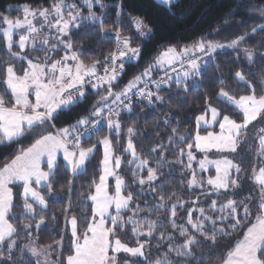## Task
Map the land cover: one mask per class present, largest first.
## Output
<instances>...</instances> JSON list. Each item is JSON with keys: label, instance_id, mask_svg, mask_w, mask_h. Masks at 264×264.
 Returning a JSON list of instances; mask_svg holds the SVG:
<instances>
[{"label": "snow or ice", "instance_id": "1", "mask_svg": "<svg viewBox=\"0 0 264 264\" xmlns=\"http://www.w3.org/2000/svg\"><path fill=\"white\" fill-rule=\"evenodd\" d=\"M159 2L171 10L178 0ZM96 5L99 13L94 10ZM109 8L115 9L116 20L112 25L105 24ZM241 9L258 18L250 31L227 42L205 32L188 43H165L145 68L118 90L126 63L138 61L142 55L141 46L134 47L133 40L136 36L152 34L143 18L127 12L123 0L114 4L106 0H82V3L49 0L48 6L34 7L26 3L16 7V11H22V18L0 13V42L8 56L0 62L4 65L0 70L3 76L0 79V146L16 145L8 162L0 166V264H192L193 261L212 264L213 259L215 264H264V72H245L240 64L242 59L250 67L257 58L264 61V52L257 47L243 46L254 35L264 37V3L238 0L236 7L225 14L223 23L229 24L230 18ZM125 15L134 35L123 34ZM82 29L112 41L114 48L105 50L103 56L86 55L87 46L82 42L77 46L74 39ZM212 31L219 34L222 28ZM259 46L264 47V43ZM224 49L235 53L237 70L231 79L236 87H226L229 81L221 75L215 95L204 94L201 113L195 117L197 130L193 142L189 143L188 135L172 128L168 148L161 142L148 154L138 152L134 140L139 135L138 129L135 122L125 129L122 113H133L134 101L136 107L153 109L166 103L161 93L167 91L172 95L173 86L177 96L181 92L187 94L190 88H201L210 62L214 71H220L216 59ZM33 53H43V56ZM161 72L163 75H159ZM253 76H256L255 83L250 79ZM89 90L97 97L90 107L76 113L77 118L72 122L58 124L63 114L86 101ZM241 90L247 94H235ZM164 124L171 126L169 120ZM202 126L205 135L200 134ZM215 126L219 131L208 130ZM105 128L107 134L101 136ZM93 137L97 138L95 143H91ZM250 137L257 145L255 148L249 142ZM25 140L27 146L23 143ZM117 144L121 154H117ZM100 147L102 157L93 163ZM194 148L204 153L202 158L197 159ZM213 150L219 154L218 158L209 157L208 153ZM166 151H175L177 158L168 160ZM153 153H158L156 167L149 163ZM246 153L258 157L260 165L253 164L247 177L255 189L242 196L247 172L242 165ZM59 156L66 164L64 171L69 174L68 206L62 215L66 231L68 226L70 231L67 243L61 234L59 240H54L55 247L53 244L41 247L36 241L45 226L48 197L57 196L53 188L62 167ZM236 156L240 157L239 161ZM194 161L201 173L214 168L215 174L206 179L198 177ZM122 164L127 169L123 174ZM175 164L183 165L182 176L190 174L185 186L192 191L200 189L195 200H183L175 191L164 192L166 185L160 181L164 173L159 170L168 166L171 175ZM89 168L95 175L89 182V190L79 195L81 204L87 205L89 201L91 204L86 214L78 217L70 211L72 186L75 179L88 174ZM129 173L130 182L124 178ZM180 183L184 185L185 181L182 179ZM10 185H19L22 191L14 197ZM41 190H46L47 197ZM146 195H152L153 200L149 202ZM212 196L216 199H211L207 208L219 215L209 214L199 203L201 197ZM16 197L20 199L19 204L15 202ZM140 199H144L143 206ZM220 200L224 202L218 203ZM17 207L21 209L18 213L14 212ZM180 209L184 210L183 217L179 216ZM142 212L146 214L141 216ZM162 214L166 217L164 220L159 219ZM152 215L157 219H152ZM51 218L56 221V214L52 213ZM177 219H183L184 223L178 224ZM168 225L172 231H166ZM22 232L30 240L29 244L19 242ZM226 238L230 242L220 255L217 246ZM162 241L167 250L154 257L150 246L155 243L159 253L164 247ZM205 247L209 253L202 251ZM26 252L35 259L26 258ZM54 252L58 253L55 261L51 259Z\"/></svg>", "mask_w": 264, "mask_h": 264}, {"label": "trees", "instance_id": "2", "mask_svg": "<svg viewBox=\"0 0 264 264\" xmlns=\"http://www.w3.org/2000/svg\"><path fill=\"white\" fill-rule=\"evenodd\" d=\"M78 2L82 3V0H78ZM106 2L114 4L118 3L119 0H106ZM254 2L264 3V0H254ZM26 3L32 4L34 7L41 5L48 6L49 0H0V13L9 15L10 18H22L21 11H10L8 9L14 6H22ZM123 3L128 13H131L132 16H139L143 18L145 24H147L152 29V34L147 39L136 36V38L133 40L134 47L137 45L141 46L142 55L138 61L126 63L124 74L120 77L119 83L117 84V90L125 85L130 79H132L135 74L141 72L145 68L147 63L150 62L152 56L156 54L160 46L165 43H188L191 42L194 37H198L205 32L210 33L211 36L218 41L227 42L229 39L234 38L238 34H242L246 30L250 31L253 24L258 22L257 17L250 16L246 14L243 9H241L230 18L229 24L225 25L223 23L225 14H227L230 9L236 7L238 0H178L176 6L171 10H169L167 6L159 4L156 0H123ZM94 10L99 13V6L96 5L94 7ZM107 12L109 14V18L105 21V24L112 25L116 20L115 9L109 8ZM84 14H87L86 8H84ZM216 27L222 28V31H220L219 34L212 31V29ZM122 28L124 35H134V29L130 25L127 15L123 17ZM94 31H98V29H95ZM0 39H2V33H0ZM74 39L77 41V46H79L81 42L85 46H87L88 52L86 55L88 56H91L92 54L103 56L104 54H106L105 50L114 48L115 46L112 41L102 40L98 35H90L83 29L80 30L78 34L74 35ZM261 43H264V37H262L260 34H257L252 36L251 39L246 40L243 46L257 47L259 51L264 52V47L259 46ZM14 50L18 49L14 48ZM33 54L41 55L43 53ZM234 57L235 53L231 49L221 50L218 53L216 59V63L220 64V71H214V66L210 62L209 67L207 68V71L202 78L201 88H190L187 94L181 92L180 95L177 96L175 95L177 89H175V86H173L172 95H168L167 91L161 93L165 95L167 100L166 103L157 105L154 109L146 108L143 106L136 107L134 104L133 113H122L121 119L125 124V129L127 126H131L133 122H135V126L138 129L139 135L134 138L135 142L137 143V151L141 152L142 154H148L149 150L152 147L161 142L165 145L166 148H168V136L171 135L172 128H177L180 134L188 135V142L192 143V138L195 136L197 130L195 125V117L196 115H199L201 113L204 94L207 93L211 96L215 95V92L219 87L218 77L221 75H223L229 81L226 87H228L229 89L236 87L235 81L231 79L232 73L237 70ZM7 59L8 56L3 50L2 42H0V62ZM240 64L243 65V70L245 72L251 71L257 74L264 72V61H261L259 58H257L256 63L251 67L247 64L246 60L243 59L240 61ZM3 67V63H0V70H2ZM0 79H3L2 75H0ZM250 79H252L255 83L256 76L250 77ZM257 92H259V87H257ZM235 94L240 95L247 93L241 90L239 93ZM96 98L97 97L95 96V94H93L92 90H89L86 101L79 107L74 108L70 113L63 114L60 118V121H58V124L62 122H72L77 118L76 113L85 111L88 107H90L91 103ZM165 120H169L171 126L165 125ZM106 134L107 129L105 128V130L101 133V136ZM200 134H206L205 129H201ZM120 139L123 141L124 137L122 136ZM96 140L97 138L93 137L91 143H95ZM23 143L25 146H27L28 141L25 140L23 141ZM84 146H88V144H85ZM179 146L183 147V145ZM115 147L117 149V154H121L120 145L117 144L115 145ZM172 147L176 146L174 145ZM15 148V144L11 146H0V166L8 162V159L14 153ZM102 151V147L98 148L96 159L93 161V163H97L98 160L102 157ZM164 155L170 161L177 158V154L175 151H166ZM157 159L158 153L151 154L149 163L152 167H156L155 162ZM236 159L237 161H239L240 157L236 156ZM186 162L187 161L185 157V163ZM61 163L62 167L59 170L57 177L58 182L54 183L53 188V191L57 193V196L55 198L48 197L49 208L44 214L45 226H42L40 232L38 233L39 240L36 241V243L41 246L53 244V247H55L54 240H59L61 234L65 235V243H67V236L68 232L70 231V226H68V230L66 231L64 217L62 215L63 209L67 208L68 206L67 179L69 178V174L64 171V168L66 166L64 165L63 161H61ZM253 164L258 167L260 165L259 158L251 153H246V158L244 159L242 165L243 168L247 169V172L245 173V179L242 184V188L244 189L243 193L241 194L242 196L247 195L250 189H255V185L253 184V182L247 178L251 175V168ZM193 168L197 170L198 177L203 176L205 179L207 178V176L214 175L215 173V171L213 170L201 173L200 170H198L194 165ZM182 169L183 165H172L171 175H169L168 166L162 167L159 170L161 173H164V175L160 177V181H162L166 185L164 188V192L170 194L171 192L175 191L177 196L182 198L183 200H195L196 196L200 193V189L192 191L185 186L187 183V178H190V174L182 176ZM120 171L122 174L127 172L125 165L122 164ZM93 175H95V173L91 168H89L87 175L79 176V178L75 179L73 183V192L71 197L72 207L70 211L72 214H76L78 217L85 215L87 209L91 204L90 201L87 205L81 204L80 201L82 197H80L79 194L81 192H87L89 190L88 185ZM124 178L129 182L132 180V176L130 173L125 175ZM182 179L185 181L184 185L180 183ZM61 185H63V187H61ZM21 191L22 188L19 185L13 186L14 197L18 192ZM41 191L42 194L47 197L46 190ZM252 194L256 195L255 191H253ZM145 198L149 202L153 200L152 195H146ZM211 199H216V197H201L199 203L205 207L206 212H209V214L219 215L218 213H211L208 210L207 204ZM15 202L19 204L20 199L16 197ZM223 202L224 201L222 200L218 201V203ZM139 203L141 204V206H143L144 199H140ZM187 206L188 205H185V207ZM20 211L21 209L19 207L14 209V212L16 213ZM178 212L180 217L184 216L183 209L178 210ZM52 213L56 214V221L52 220ZM145 214L146 213L144 212L140 213L141 216H144ZM40 215L41 213L38 211L37 219H39ZM151 218L157 219L155 215H152ZM165 218L166 217L163 214L159 217V219L161 220H164ZM177 223H184V220L177 219ZM81 230H83L82 227ZM166 231H172L170 225L167 226ZM33 235L35 236L37 235V233L33 231ZM174 235L178 236V233H174ZM122 239L127 240L128 237L122 236ZM180 239L182 240V238ZM19 242L22 244H27L30 242V240L22 232L20 234ZM229 242L230 241L227 238L221 240L219 245L217 246L216 251L220 255H223L225 252V246L228 245ZM161 243L164 244V247L160 250L159 253H157L155 243L150 246L152 255L154 257L156 255H163V253L167 250L166 243L163 241ZM202 251L204 253H209V249L207 247H205ZM56 255H58V253L54 252L53 256L55 259ZM25 256L26 258H30L26 254ZM192 264H196V262L193 261ZM212 264H215V259H213Z\"/></svg>", "mask_w": 264, "mask_h": 264}, {"label": "rangeland", "instance_id": "3", "mask_svg": "<svg viewBox=\"0 0 264 264\" xmlns=\"http://www.w3.org/2000/svg\"><path fill=\"white\" fill-rule=\"evenodd\" d=\"M156 1H157L159 4H161V3L159 2V0H156ZM16 7H18V6L10 7L8 10H10V11H14V10L16 9ZM21 14H22V16H23L22 11H21ZM47 31H48L47 28H45V29H44V33H47ZM44 33H42V34H44ZM17 38H18V37H17ZM143 38L147 39L148 37H143ZM33 55H35V54H33ZM38 55H39V54H38ZM39 56H43V54H41V55H39ZM217 128H218V126H215L214 128H209L208 130L219 131V128H218V129H217ZM201 129H205L204 126H202ZM201 129H200V130H201ZM216 129H217V130H216ZM201 135H205V134H201ZM249 142L252 144V147H253V148H255V147L257 146L256 143H255V141L252 140L251 137H250ZM244 147L246 148L247 145H245ZM241 150L243 151V149H241ZM193 152L196 154L197 159L202 158L203 155H204V153H200V152H198L196 149H194ZM208 155H209V157L212 158V159L218 158V156H219V154H216V153H215V150H213V152L208 153ZM193 165L199 170V168H198V164H197L195 161L193 162ZM210 170L215 171L214 168H211ZM214 174H215V173H214Z\"/></svg>", "mask_w": 264, "mask_h": 264}, {"label": "crops", "instance_id": "4", "mask_svg": "<svg viewBox=\"0 0 264 264\" xmlns=\"http://www.w3.org/2000/svg\"><path fill=\"white\" fill-rule=\"evenodd\" d=\"M58 160L60 161H62V156H59L58 157ZM65 166H66V164H64ZM113 181V182H112ZM110 182L114 185V180L112 179V178H110ZM16 186V185H15ZM35 186V185H34ZM10 187H13V185H10ZM30 243V242H29ZM29 243H27V244H29ZM38 246H41V245H39L38 243H36ZM41 247H45V246H41ZM26 255H28L31 259H35V258H32L31 256H30V253H25ZM42 259V258H41ZM51 259L53 260V261H55V258H54V256L52 255V257H51Z\"/></svg>", "mask_w": 264, "mask_h": 264}, {"label": "built area", "instance_id": "5", "mask_svg": "<svg viewBox=\"0 0 264 264\" xmlns=\"http://www.w3.org/2000/svg\"><path fill=\"white\" fill-rule=\"evenodd\" d=\"M133 62V61H132ZM124 74V72L122 73V75ZM121 75V76H122ZM159 75H163V72H161V73H159ZM154 78H155V76H154ZM152 87H154V86H152ZM146 103V102H145ZM134 104H135V101H134ZM124 113V112H123Z\"/></svg>", "mask_w": 264, "mask_h": 264}]
</instances>
